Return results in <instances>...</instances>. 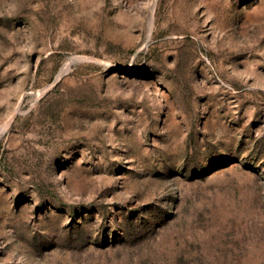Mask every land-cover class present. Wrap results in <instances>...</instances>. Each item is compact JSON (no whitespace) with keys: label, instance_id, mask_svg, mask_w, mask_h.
Masks as SVG:
<instances>
[{"label":"rangeland","instance_id":"1","mask_svg":"<svg viewBox=\"0 0 264 264\" xmlns=\"http://www.w3.org/2000/svg\"><path fill=\"white\" fill-rule=\"evenodd\" d=\"M0 264H264V0H0Z\"/></svg>","mask_w":264,"mask_h":264},{"label":"bare ground","instance_id":"2","mask_svg":"<svg viewBox=\"0 0 264 264\" xmlns=\"http://www.w3.org/2000/svg\"><path fill=\"white\" fill-rule=\"evenodd\" d=\"M78 58V57H77ZM76 60V59H75ZM71 62V61H70ZM68 68V64H65V66L62 68L61 73L65 72ZM58 75V74H57ZM7 125V124H6ZM3 130V129H2Z\"/></svg>","mask_w":264,"mask_h":264}]
</instances>
